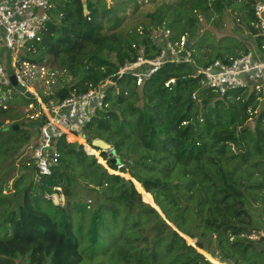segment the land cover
Returning <instances> with one entry per match:
<instances>
[{"label": "trees", "instance_id": "obj_1", "mask_svg": "<svg viewBox=\"0 0 264 264\" xmlns=\"http://www.w3.org/2000/svg\"><path fill=\"white\" fill-rule=\"evenodd\" d=\"M254 2L246 4L247 29L255 47L264 49V34L254 27ZM212 5L216 10L214 1ZM111 7L105 0H52L39 40L20 55L64 73L51 94L36 92L42 103L104 82L110 86L105 90L107 106L78 137L68 134L71 143L63 134L52 137L58 157L48 174L28 184L21 175L13 192L2 195L8 172H1L0 264L16 259L78 264V239L84 236L89 258L113 252L118 264H213L196 249L225 264H264V239L250 238L258 230L245 207L247 196L264 204V90L234 89L219 96L203 87L184 62L163 64L139 87L129 74L114 77L139 56L153 58L161 42L152 39V25L117 31L125 12ZM192 7L208 11L205 0H195ZM159 8L148 18L155 29L163 23L171 32L173 22L180 21ZM184 30L169 34L168 40H178ZM241 54L203 55L196 62L202 66ZM168 79L174 83L164 87ZM29 103L35 100L12 94L7 108L0 110V126L12 122L0 129V140L3 134L29 139L27 133L12 130L22 121L20 106ZM94 139L112 148L119 167L107 152L95 153L97 160L85 154L84 145ZM25 167L33 175V164ZM125 174L136 180L139 193ZM52 194L63 197L62 205L52 203ZM142 200H152L163 218ZM180 234L194 240L196 249Z\"/></svg>", "mask_w": 264, "mask_h": 264}, {"label": "built area", "instance_id": "obj_2", "mask_svg": "<svg viewBox=\"0 0 264 264\" xmlns=\"http://www.w3.org/2000/svg\"><path fill=\"white\" fill-rule=\"evenodd\" d=\"M135 1L143 6L158 0ZM51 7L52 0H0V110L7 108V102L12 98V94L17 92L9 80L11 76L17 85L33 95L35 103L22 105L19 111L23 123L31 124L35 133L33 145L30 146L35 180L48 174L57 162L58 153L52 147V137L63 134L66 142L68 134L78 137L95 113L107 106L106 93L101 86L108 82L83 93L71 94L61 101L42 103L36 94V86L39 83L51 82L53 70L45 65L21 60L20 55L29 51L30 43L39 40ZM252 14L254 27L264 34V0H255ZM161 33L152 35L155 43L161 42L158 53L153 58L145 59L139 56L133 62L123 64L113 76L129 74L139 87L144 79L163 64L184 62L192 66L194 75L200 78L203 87L219 96L234 89L255 92L264 90L263 48L252 47L238 57L215 59L201 66L193 59L189 48L185 49L188 41L185 35H181L176 41H170L163 32ZM173 83L174 79H168L163 85L169 87ZM11 124V121L5 120L0 129ZM29 164L26 163L27 166ZM254 235L255 238L264 239L263 230H258Z\"/></svg>", "mask_w": 264, "mask_h": 264}, {"label": "rangeland", "instance_id": "obj_3", "mask_svg": "<svg viewBox=\"0 0 264 264\" xmlns=\"http://www.w3.org/2000/svg\"><path fill=\"white\" fill-rule=\"evenodd\" d=\"M105 1L109 7L112 6L111 8L117 10V12L124 9V17L120 21L119 26L116 29L117 31L128 32L133 28L141 30L142 25H152V35L154 33L162 34L161 32H163L165 37H168L171 33L184 30L183 26L186 27L187 29L184 30L185 34L183 35H185L188 40L194 39L189 46V50L195 60L196 57L201 58L203 55L215 56L217 54H221L223 56H235L236 54L243 53L245 48L250 49L255 47L254 37L247 29V26L250 23L249 18L247 17L246 7L248 0H205L208 11L204 13L200 11L201 9H195L196 7H192V5L195 4V0H158L143 6H137L134 0ZM213 1L215 2L217 8L216 10L213 8ZM158 8L159 10L165 9L164 13L179 19L180 22H173L171 32L163 27V23L159 28L155 29V21L148 18V15L153 14V12L157 11ZM186 18H188L187 21ZM165 23H168L166 17ZM251 25L253 26V23ZM5 60H7L6 57ZM52 74L51 82L49 84L39 83L36 86L37 91L39 90L42 93L51 94L56 85L63 82V72L56 69ZM69 80L70 78L67 79V81ZM11 85L14 87L13 84ZM109 86L110 84L107 83L106 85L101 86V88L106 90ZM260 103L264 104V98L260 99ZM18 129L20 132L22 131L29 135V139L27 141H19L10 138L7 139L4 137L7 136L6 134H3L0 140V177L1 172H8V174L4 175L2 179L6 184V188H4V191L1 193L2 195H8L13 192L12 186L14 182L21 177V175H24L22 181L25 184H28L33 180V175H31L29 167H25V165L27 162L30 164L33 163L32 149L30 146L33 145L35 133L31 129V124L23 123V119L22 121L19 120L17 123L12 125V130L16 131ZM67 143L71 142L67 141ZM84 147L83 151L85 154L93 155L95 157V153H97L96 150L90 149L91 147L88 145H84ZM7 149L10 152H5ZM50 199L54 204L62 205L63 203V197L59 194H52ZM146 202L152 204L153 201L150 200ZM245 207L251 216L252 228L264 231V204L260 200L253 201L252 198H248L247 196ZM85 216L87 222V212L85 213ZM78 217L79 216L76 214L73 219V228L76 232V220ZM2 237L3 234L0 231V238ZM250 238L257 239L255 238L254 233L250 236ZM78 241V252L81 256V260L78 264H118L115 260L113 252H109L107 254L97 253L89 258L86 250L85 236L83 237V241L79 239ZM99 249V247H96L95 251ZM202 253L210 263L225 264V262L220 261L218 257L212 258L205 252ZM13 264L25 263L22 260L16 259Z\"/></svg>", "mask_w": 264, "mask_h": 264}, {"label": "water", "instance_id": "obj_4", "mask_svg": "<svg viewBox=\"0 0 264 264\" xmlns=\"http://www.w3.org/2000/svg\"><path fill=\"white\" fill-rule=\"evenodd\" d=\"M194 41V39H189L187 42H186V44H185V49H188L189 48V46L191 45V43ZM9 80H10V82H11V84H13L14 85V88H15V90L17 91V92H19V93H22V94H24V96L25 97H27V98H29V99H32L33 98V95L31 94V93H29L28 91H25V89L22 87V86H20V85H17L16 83H15V81H14V78L11 76L10 78H9ZM111 81H114V78H112L111 79ZM4 130H7V128H5ZM88 145V144H87ZM88 146H90L92 149H94V150H96V149H98V153H99V151H104V152H107L108 153V157L109 158H111V163L112 164H115L117 167H119L120 165H119V161H118V159L116 158V157H113L114 156V151L112 150V148H110L107 144H105L104 142H102L101 140H98V139H94V140H92L91 141V143H90V145H88ZM100 157V156H99ZM96 158V160H97V157H95ZM101 158V157H100ZM122 176V175H121ZM126 176H127V178H125L126 180H129L131 183H132V185L134 186V188H135V185H134V181H136V180H134L133 178H131L128 174H126ZM135 190H136V188H135ZM137 191V190H136ZM138 192V191H137ZM139 193V192H138ZM143 201V200H142ZM144 203H146V204H148L151 208H153L162 218H163V216H162V214L160 213V211L156 208V206L154 205V203L152 202V204H150V203H147V202H145V201H143ZM168 225H170L168 222H166ZM171 226V225H170ZM172 227V229L173 230H175V231H177L173 226H171ZM180 236L181 237H183L185 240H186V242L190 245V246H192V247H194L195 248V244H194V240H192V239H190L191 241H192V243H189L188 241H187V239H189V238H186L185 236H183L182 234H180ZM196 249V248H195ZM200 254H202L204 257H205V255L200 251V250H198V249H196ZM208 260V259H207ZM213 263V262H212ZM213 264H216V263H213Z\"/></svg>", "mask_w": 264, "mask_h": 264}, {"label": "bare ground", "instance_id": "obj_5", "mask_svg": "<svg viewBox=\"0 0 264 264\" xmlns=\"http://www.w3.org/2000/svg\"><path fill=\"white\" fill-rule=\"evenodd\" d=\"M98 153V152H97Z\"/></svg>", "mask_w": 264, "mask_h": 264}]
</instances>
